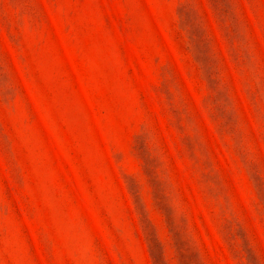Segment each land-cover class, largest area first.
<instances>
[{
  "label": "rangeland",
  "instance_id": "1",
  "mask_svg": "<svg viewBox=\"0 0 264 264\" xmlns=\"http://www.w3.org/2000/svg\"><path fill=\"white\" fill-rule=\"evenodd\" d=\"M0 264H264V0H0Z\"/></svg>",
  "mask_w": 264,
  "mask_h": 264
}]
</instances>
